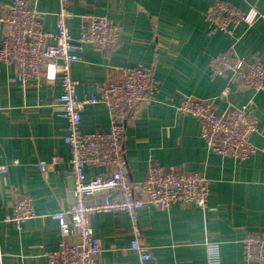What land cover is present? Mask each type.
<instances>
[{"label":"crops","instance_id":"0c3cea01","mask_svg":"<svg viewBox=\"0 0 264 264\" xmlns=\"http://www.w3.org/2000/svg\"><path fill=\"white\" fill-rule=\"evenodd\" d=\"M214 1L70 0L68 23L74 37L80 36L86 15H105L123 24L118 47L83 45L81 59L72 65L80 97L98 94L97 84L120 78L124 66L151 68L159 81L156 100L127 128L124 144L131 180L143 181L151 164L199 171L210 180L208 209L175 203L139 211L141 242L152 254L144 262L130 248L133 235L126 211L92 216L90 224L102 246L98 264H208V242L218 243L221 264H242L243 238L264 232V90L245 87L231 74L214 76L209 67L213 55L232 50L264 64V0H223L243 10L255 5L263 13L252 28L242 25L233 35L210 32L205 12ZM10 2L0 0V10ZM29 2L42 12L44 28L55 31L61 0ZM6 34L0 25V46ZM15 73V67L0 62V164L9 167L0 176L1 264H47V253L60 239L59 223L51 214L74 203L66 163L67 122L54 108L62 88L58 79L25 87L10 80ZM226 87L230 91L223 95ZM189 95L212 100L218 110L250 105L258 119L251 135L256 151L242 161L209 151L200 120L177 110ZM82 117L83 131L109 129L103 103L87 104ZM54 155L60 161L53 169L43 172L36 165ZM85 171L92 177L103 168L87 166ZM14 191L30 195L37 212L21 230L11 220Z\"/></svg>","mask_w":264,"mask_h":264},{"label":"built area","instance_id":"2783aa9c","mask_svg":"<svg viewBox=\"0 0 264 264\" xmlns=\"http://www.w3.org/2000/svg\"><path fill=\"white\" fill-rule=\"evenodd\" d=\"M69 6L70 0H61L55 31L44 28L42 12L29 0H11L0 10V25L7 30L0 46V62L16 69L10 80L25 87H40L45 81L58 79L62 88L54 108L56 115L67 122L64 139L70 146V157L66 163L74 179L75 202L51 214L59 223L60 239L58 247L47 253V264H98L102 246L90 218L101 212L120 210L130 217L133 235L130 248L144 262L152 254L141 242L139 211L145 207L167 209L175 203L208 209L210 180L199 171H183L173 165L163 167L158 164L150 165L143 181L134 183L131 180L124 144L127 128L139 118L145 106L156 100L159 81L151 68L124 66L120 78L97 84L98 94L80 97L77 92L79 82L72 75V65L81 59L83 45L118 47L123 24L105 15H86L80 36L74 37L68 23ZM262 16L255 5L243 10L223 0H215L205 12L210 32L229 35L242 25L252 28ZM209 67L214 76L231 74L245 87L264 90V64L258 58L249 60L232 50L213 55ZM229 91L226 87L223 95ZM93 103H103L107 107L108 130H82V112L87 104ZM177 110L200 120L201 136L209 151L241 161L256 151L251 135L258 129V119L250 105L218 110L212 100L189 95L183 97ZM59 161L60 158L54 155L36 165L47 172ZM87 166L102 167L103 171L88 177ZM8 171L7 164H0V176ZM35 217L37 212L32 197L14 191L11 220L16 228L21 230L25 221ZM207 250L208 264H221L218 243L208 242ZM242 253V264H264V232L246 234L242 240Z\"/></svg>","mask_w":264,"mask_h":264},{"label":"water","instance_id":"95a60500","mask_svg":"<svg viewBox=\"0 0 264 264\" xmlns=\"http://www.w3.org/2000/svg\"><path fill=\"white\" fill-rule=\"evenodd\" d=\"M73 182H74V179H73ZM73 187H74V185L72 186V189H73ZM72 198L74 199V202H75V197H74L73 191H72Z\"/></svg>","mask_w":264,"mask_h":264}]
</instances>
